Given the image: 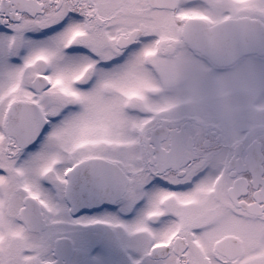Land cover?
<instances>
[{"label":"snow or ice","instance_id":"1","mask_svg":"<svg viewBox=\"0 0 264 264\" xmlns=\"http://www.w3.org/2000/svg\"><path fill=\"white\" fill-rule=\"evenodd\" d=\"M0 264H264V0H0Z\"/></svg>","mask_w":264,"mask_h":264},{"label":"flooded vegetation","instance_id":"2","mask_svg":"<svg viewBox=\"0 0 264 264\" xmlns=\"http://www.w3.org/2000/svg\"><path fill=\"white\" fill-rule=\"evenodd\" d=\"M43 32H47V29H43ZM28 39L35 41V42H43L49 39L50 36H54L55 33H49L48 36H43L40 34V32H35V33H27L26 34ZM233 69L231 68H225L222 69L224 72L232 71ZM203 92L205 96L210 95V90L208 89L207 86H203ZM210 104L215 107H225L227 109L231 110V115L234 118L238 119H244L248 120V112L245 110L244 104L242 99H229L226 103L222 102L220 100H213L210 101ZM184 108H189L190 106H181ZM250 111V110H248ZM251 123V122H250ZM244 134H247V130L245 131ZM42 144L37 145L35 148L32 147V145H29V148L33 152H38L41 150ZM161 187V186H157ZM146 190H150L146 189ZM175 190V187L173 188ZM145 204V201L141 200L138 202V205L136 208H131L128 210H123L124 205L121 202H111L109 200H98V201H81L76 210L74 211V216L75 217H81V216H94L97 215L98 213L94 212V208H99L103 210V212L107 214H118L120 215L121 218L123 219H128L134 216V214L137 212V210L141 207H143Z\"/></svg>","mask_w":264,"mask_h":264}]
</instances>
